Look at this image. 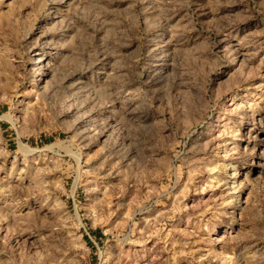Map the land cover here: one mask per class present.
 Listing matches in <instances>:
<instances>
[{
	"label": "rangeland",
	"instance_id": "374dc122",
	"mask_svg": "<svg viewBox=\"0 0 264 264\" xmlns=\"http://www.w3.org/2000/svg\"><path fill=\"white\" fill-rule=\"evenodd\" d=\"M0 117V264H264V0H0Z\"/></svg>",
	"mask_w": 264,
	"mask_h": 264
},
{
	"label": "bare ground",
	"instance_id": "6f19581e",
	"mask_svg": "<svg viewBox=\"0 0 264 264\" xmlns=\"http://www.w3.org/2000/svg\"><path fill=\"white\" fill-rule=\"evenodd\" d=\"M38 74H41V72L39 71ZM0 118H2V117H0ZM8 119L11 121V123H13V118L9 117ZM20 147H21V149L24 150V151H28V150H30L27 146H25V145H23V144H21V143H20ZM233 183H234V182H233ZM235 187H236V186H234V185L231 186V188H235Z\"/></svg>",
	"mask_w": 264,
	"mask_h": 264
}]
</instances>
